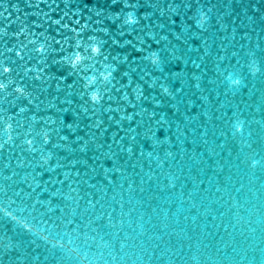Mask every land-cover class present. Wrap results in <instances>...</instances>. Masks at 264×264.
I'll return each instance as SVG.
<instances>
[{
  "label": "water",
  "instance_id": "water-1",
  "mask_svg": "<svg viewBox=\"0 0 264 264\" xmlns=\"http://www.w3.org/2000/svg\"><path fill=\"white\" fill-rule=\"evenodd\" d=\"M57 2L0 0V264H264V0Z\"/></svg>",
  "mask_w": 264,
  "mask_h": 264
}]
</instances>
